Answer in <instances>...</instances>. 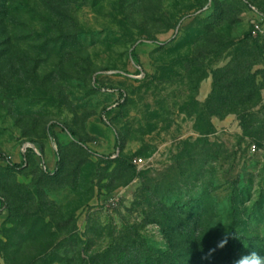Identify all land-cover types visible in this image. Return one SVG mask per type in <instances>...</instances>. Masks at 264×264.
Returning <instances> with one entry per match:
<instances>
[{
  "label": "rangeland",
  "instance_id": "1",
  "mask_svg": "<svg viewBox=\"0 0 264 264\" xmlns=\"http://www.w3.org/2000/svg\"><path fill=\"white\" fill-rule=\"evenodd\" d=\"M0 153V264L264 256V0H0Z\"/></svg>",
  "mask_w": 264,
  "mask_h": 264
},
{
  "label": "trees",
  "instance_id": "2",
  "mask_svg": "<svg viewBox=\"0 0 264 264\" xmlns=\"http://www.w3.org/2000/svg\"><path fill=\"white\" fill-rule=\"evenodd\" d=\"M64 129V128H63ZM34 154V151L29 149L25 157ZM0 162L8 163L9 168L19 170L22 168L21 164L13 163L5 154L0 153ZM6 209V208H5ZM227 240V243L223 247H220V243L223 240ZM245 254V248H243L240 241L236 239L235 235L222 236L217 235L213 240V244L205 252V259L202 263H194L190 260L187 262H181L182 256L178 252L173 253V264H235V261ZM261 256V255H260Z\"/></svg>",
  "mask_w": 264,
  "mask_h": 264
},
{
  "label": "clouds",
  "instance_id": "3",
  "mask_svg": "<svg viewBox=\"0 0 264 264\" xmlns=\"http://www.w3.org/2000/svg\"><path fill=\"white\" fill-rule=\"evenodd\" d=\"M227 243V240H223L220 243V247H223ZM235 264H264V256H260L258 253L252 251L247 254L241 255Z\"/></svg>",
  "mask_w": 264,
  "mask_h": 264
},
{
  "label": "built area",
  "instance_id": "4",
  "mask_svg": "<svg viewBox=\"0 0 264 264\" xmlns=\"http://www.w3.org/2000/svg\"><path fill=\"white\" fill-rule=\"evenodd\" d=\"M258 30H259V26L256 25L255 26V30L253 31V34L256 35V33L258 32ZM142 163H143V160L140 159V160H138V162L136 164L141 165Z\"/></svg>",
  "mask_w": 264,
  "mask_h": 264
}]
</instances>
